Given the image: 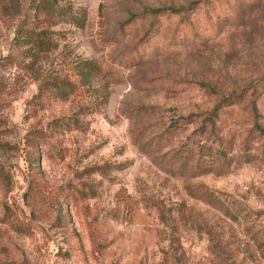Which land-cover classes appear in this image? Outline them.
Listing matches in <instances>:
<instances>
[{
	"label": "rangeland",
	"instance_id": "rangeland-1",
	"mask_svg": "<svg viewBox=\"0 0 264 264\" xmlns=\"http://www.w3.org/2000/svg\"><path fill=\"white\" fill-rule=\"evenodd\" d=\"M37 2L0 0V264H264V0Z\"/></svg>",
	"mask_w": 264,
	"mask_h": 264
},
{
	"label": "trees",
	"instance_id": "trees-1",
	"mask_svg": "<svg viewBox=\"0 0 264 264\" xmlns=\"http://www.w3.org/2000/svg\"><path fill=\"white\" fill-rule=\"evenodd\" d=\"M43 3H48V0H39V2H37V7H35L37 10L36 11H39L41 8L43 7H40V5H43ZM162 11H168L170 13H177L176 10H172L170 8H166V9H154V10H150L149 13L151 14H155V15H159L160 13H162ZM24 34L26 36H28V38L30 40L33 41L34 44H36V46L41 50H47V47H49L50 45V42L46 39L45 35L47 34L45 31H42L40 33H34L33 31L29 30V31H25ZM143 41V40H142ZM226 102V101H224ZM223 103V101H222ZM218 109V106H216L212 112H210V115L214 116V114L216 113ZM205 121V120H204ZM181 169L183 168L182 166H178V169Z\"/></svg>",
	"mask_w": 264,
	"mask_h": 264
}]
</instances>
